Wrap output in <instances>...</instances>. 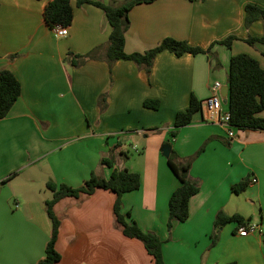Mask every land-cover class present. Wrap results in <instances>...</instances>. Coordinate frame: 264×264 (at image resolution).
<instances>
[{
    "label": "crops",
    "instance_id": "crops-1",
    "mask_svg": "<svg viewBox=\"0 0 264 264\" xmlns=\"http://www.w3.org/2000/svg\"><path fill=\"white\" fill-rule=\"evenodd\" d=\"M52 1L0 0V71L21 85V96L0 120V264H38L44 258L52 230L47 183L79 188L92 175L107 180L112 169L103 159L140 176L141 187L121 198L122 213L159 237L165 264H264V131L234 128L229 138L222 125L206 122L202 109L173 140L170 135L177 113L187 110L192 96L203 102L216 82L227 111L231 57L247 54L264 70V45L244 41L264 34L261 21L244 26L245 5L264 9V0H155L133 7L126 54L171 38L215 55L164 51L148 74L130 61L109 67L111 27L93 5L72 0V24L66 37H57L44 18ZM90 1L115 7L125 2ZM230 35L238 37L230 49L214 44ZM96 49L95 60L71 66V55ZM145 101H158L159 108L147 109ZM258 117L264 119V111ZM165 145L179 164L191 160L190 178L199 187L188 220L171 230L168 202L180 183L162 154ZM241 181L250 184L234 194L231 187ZM115 201L113 192L96 189L53 206L60 222L55 264H154L140 241L123 235ZM219 212L238 214L256 230L240 237L236 224H229L212 245Z\"/></svg>",
    "mask_w": 264,
    "mask_h": 264
},
{
    "label": "trees",
    "instance_id": "trees-1",
    "mask_svg": "<svg viewBox=\"0 0 264 264\" xmlns=\"http://www.w3.org/2000/svg\"><path fill=\"white\" fill-rule=\"evenodd\" d=\"M75 1L78 6L90 4L100 8L105 13L111 27V33L105 49V60L110 68L116 61L124 60L133 62L138 67L143 68L148 74L157 54L164 51L170 52L175 56H182L184 54L193 56L198 54L211 55L210 48L203 50L198 47H192L186 42L171 38L164 39L157 47L144 53L126 54L125 33L129 27L128 14L130 10L137 5L150 4L155 0H125L122 5L116 7L90 0ZM244 13V26L246 28H249L257 21H261L264 24V9L247 4L244 7ZM44 18L50 27H70L73 20L72 0H53L46 6ZM236 40H238L237 36L230 35L214 44L230 49ZM244 41L252 47L255 44L264 45V34L261 37L249 36ZM96 52L97 49L86 55H71V66L79 67L87 60H95L97 58ZM211 56L215 58V55ZM217 65L218 61H216L215 66ZM227 84V111L229 113L230 126L237 130L264 131V119L258 117V114L264 111V70L260 67L259 62L247 54L231 57ZM20 96L21 85L19 81L12 73L0 71V120L8 115ZM143 106L147 109L157 110L159 102L145 101ZM201 110L202 102L197 101L192 96L187 110L177 113L175 117L174 130L170 133L171 139L175 138L179 128L191 124L193 116ZM167 143L170 144V141ZM202 151L203 148L198 154ZM175 158V153L171 150L167 163L179 181L180 186L171 194L168 202V230H171L175 223H184L188 220L189 201L199 192L198 185L190 178L191 160L179 164ZM101 163L112 169L110 177L107 180L92 175L79 188H72L64 184L57 185L52 182L47 183L46 187L52 193V198L45 202V210L51 220L52 230L45 247L44 258L38 264H55L60 260V255L55 249L60 222L53 212V206L63 198H79L81 195H91L96 189L111 191L116 195L114 214L117 222L122 226L123 235L127 238L140 241L147 253L153 258L154 264H165L162 256V242L159 237L152 232H143L131 220L129 213H122L121 198L125 193L136 191L141 187L140 176L126 169L119 170L113 168L111 160L103 159ZM249 184V181H241L234 184L231 187V191L234 194H241L247 189ZM229 224H236L237 230L248 226L247 221L238 214L227 216L223 212H219L214 221V233L211 235L212 245L216 244L218 240L219 230Z\"/></svg>",
    "mask_w": 264,
    "mask_h": 264
},
{
    "label": "built area",
    "instance_id": "built-area-1",
    "mask_svg": "<svg viewBox=\"0 0 264 264\" xmlns=\"http://www.w3.org/2000/svg\"><path fill=\"white\" fill-rule=\"evenodd\" d=\"M54 33L57 37H66L68 33V28H63L61 26L53 27ZM221 84L216 82L210 88V96L207 97L202 102V109L205 112V120L210 123H218L225 128V131L229 138L234 137V128L229 124V113L228 111L223 110L220 91ZM256 182L255 179L251 180V184ZM17 207V206H16ZM256 230V227H242L237 230V233L240 237H246L253 233Z\"/></svg>",
    "mask_w": 264,
    "mask_h": 264
},
{
    "label": "water",
    "instance_id": "water-1",
    "mask_svg": "<svg viewBox=\"0 0 264 264\" xmlns=\"http://www.w3.org/2000/svg\"><path fill=\"white\" fill-rule=\"evenodd\" d=\"M227 95V87H224V93L222 94V97H226ZM171 152V147L169 145H165L162 147V154L165 158H169Z\"/></svg>",
    "mask_w": 264,
    "mask_h": 264
},
{
    "label": "rangeland",
    "instance_id": "rangeland-1",
    "mask_svg": "<svg viewBox=\"0 0 264 264\" xmlns=\"http://www.w3.org/2000/svg\"><path fill=\"white\" fill-rule=\"evenodd\" d=\"M14 184H17V181H15ZM2 187H3V186L0 185V189H1Z\"/></svg>",
    "mask_w": 264,
    "mask_h": 264
}]
</instances>
